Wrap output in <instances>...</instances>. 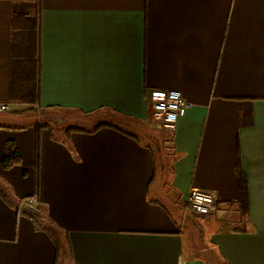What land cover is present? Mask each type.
<instances>
[{"label": "crops", "instance_id": "0c3cea01", "mask_svg": "<svg viewBox=\"0 0 264 264\" xmlns=\"http://www.w3.org/2000/svg\"><path fill=\"white\" fill-rule=\"evenodd\" d=\"M14 12L36 20L37 104L10 100ZM169 90L192 105L168 131L165 173L135 131L65 142L42 128L34 194V123L0 122V264H264V0H0L8 110L140 126ZM8 141L21 160L4 169ZM191 189L215 193L216 210L187 209ZM28 198L66 234L64 254Z\"/></svg>", "mask_w": 264, "mask_h": 264}, {"label": "trees", "instance_id": "16d2710c", "mask_svg": "<svg viewBox=\"0 0 264 264\" xmlns=\"http://www.w3.org/2000/svg\"><path fill=\"white\" fill-rule=\"evenodd\" d=\"M11 37L10 100H17L27 104H37L39 95V86L37 82L39 43L38 37H36L35 18H29L23 13L14 12L12 15ZM32 110V107L27 109V111ZM88 115L91 114H85L83 116ZM103 127L113 128L137 139V137L130 131L108 121H98L90 127H80L75 125L66 126L60 128L58 133H56L57 131H54V129H52L47 123H34L33 158L35 172L34 187L36 191L34 194H37L38 188L37 172L39 165L40 130L42 128H47L51 137L54 139L60 138L67 142L69 140L70 133L72 132L94 133ZM147 134H145L144 137H140V141L146 143V147L150 149L156 169L158 168V170L160 169L159 171H163V173H165L169 169V167L167 168V164L169 163L170 156L173 155L174 157L175 155V152L171 151V133L162 129L160 131H151L149 137H147ZM20 160V154L15 143L13 141H8L5 146L4 154L1 158L2 168L8 169L14 164L19 163ZM0 196L5 200V193L2 189H0ZM234 204L238 207L240 216L245 217L248 210V200L246 185L244 184L243 180H240V198ZM38 217L39 220L46 218V216L41 211V207L39 206ZM49 222L50 226H44L43 229L52 237V239H54L56 243V256L60 254L62 255L64 254L65 246L67 245L66 234L59 231L51 221Z\"/></svg>", "mask_w": 264, "mask_h": 264}, {"label": "built area", "instance_id": "2783aa9c", "mask_svg": "<svg viewBox=\"0 0 264 264\" xmlns=\"http://www.w3.org/2000/svg\"><path fill=\"white\" fill-rule=\"evenodd\" d=\"M191 105V102L187 101L179 91L169 90L166 91L162 99L152 105L151 115L153 120L162 129L173 131L177 119L183 116ZM6 110H8V105L0 104V111ZM35 202L36 200L33 198L26 200V204L30 208L28 211L30 218L38 227H41L38 217V207ZM218 203L217 195L205 190L191 189L185 196V206L187 209L201 215L215 211Z\"/></svg>", "mask_w": 264, "mask_h": 264}, {"label": "rangeland", "instance_id": "374dc122", "mask_svg": "<svg viewBox=\"0 0 264 264\" xmlns=\"http://www.w3.org/2000/svg\"><path fill=\"white\" fill-rule=\"evenodd\" d=\"M64 114L65 113H62V112L58 113L56 111H53L49 113V116L43 118V116L40 115V112L37 114L36 112H33V111H25L20 114H17V112L6 110V111L0 112V122H5V124H8L11 127H23L28 124L40 121V123H47L52 129H54V131L59 132L60 128H63L66 126L75 125V126H80V127H90L91 125H94L98 121H108L128 131H135L141 137L143 136V132L145 134L148 133L147 137H149V134L151 131L162 130V128L153 120L152 115L149 117L146 123L141 124L139 126L136 124H130L128 122H123L120 120H118V122L116 123L109 119H104V116H102L101 113L91 114L88 116L70 115L67 117L62 116ZM234 218L235 216L233 215L231 219L233 220ZM40 222H41V226L42 225L48 226V227L50 226V222L46 218H43L42 220H40ZM187 240L189 242L188 238Z\"/></svg>", "mask_w": 264, "mask_h": 264}]
</instances>
